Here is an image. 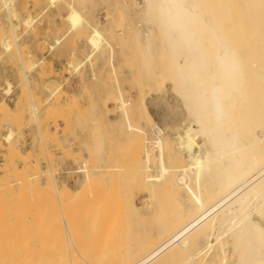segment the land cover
Masks as SVG:
<instances>
[{"label": "rangeland", "instance_id": "rangeland-1", "mask_svg": "<svg viewBox=\"0 0 264 264\" xmlns=\"http://www.w3.org/2000/svg\"><path fill=\"white\" fill-rule=\"evenodd\" d=\"M198 3L204 17L243 50L252 45L253 31H264V7L250 0ZM72 9L82 17L77 28L68 21ZM94 28L104 40L98 51L88 42ZM166 43L143 0H0V264H60L56 258L61 254L68 255L59 260L62 264L70 263L71 254L74 264L131 263L161 243L175 223L196 213L181 188L160 189L150 198L136 177L140 138L125 130L118 103H128L133 123L148 141L159 137L177 145L175 132L190 116L175 89ZM204 47L208 50L209 43ZM159 74L166 79L163 88L156 86ZM253 84H247V92ZM143 101L156 122L146 117ZM166 164L183 167L186 160ZM151 174H159L156 166ZM91 196L99 204L89 201ZM208 231L209 226L190 238L193 254ZM231 249L228 244L227 258ZM176 255L188 257L181 249ZM222 256L216 244L188 264H218ZM155 264L177 261L165 255Z\"/></svg>", "mask_w": 264, "mask_h": 264}, {"label": "bare ground", "instance_id": "bare-ground-1", "mask_svg": "<svg viewBox=\"0 0 264 264\" xmlns=\"http://www.w3.org/2000/svg\"><path fill=\"white\" fill-rule=\"evenodd\" d=\"M143 2L147 14L153 15L157 20L161 34L167 42L166 56L170 60L173 81L177 87L175 89L179 91L178 94L187 106L190 122L188 121L187 125L181 122L184 127L178 130L182 129V132L172 130V134L177 133L178 143L175 147L165 144L159 137L155 142H150L144 137L147 136L146 133L133 123L134 115L129 114L128 103L125 100L118 102L119 108L121 107L123 111L125 130L138 135L137 139L140 138L135 144L137 147L139 145L140 149L138 147V152H134V154L140 152V157H137L138 167L135 166L136 177L139 178L150 198L160 189L175 188L176 191L177 188H181L196 213L188 215L182 223H175L170 234L141 258L131 263L119 264H155L165 255L170 257L171 262L188 264L189 261H195L196 256L198 260L199 256L207 255L216 244L220 246L223 254L218 264H264V62L257 60L264 58V31L259 32L260 34L257 31L255 34L253 31V41L250 40L252 45H248L249 49L246 46L248 49L246 51L241 48L242 44L241 47L232 45L228 36L226 37L219 30V25L216 26L208 17H204L198 0H143ZM250 2L260 8L264 7V0H250ZM256 11L258 13V10ZM68 19L74 28L82 22L81 15L74 9L69 13ZM204 40L209 43L208 50L204 47L207 43ZM88 42L93 51L100 49L104 40L97 28L93 29ZM247 55H250V59ZM246 56L250 60L249 63L244 62L247 60ZM158 76L157 88L165 87L166 79L162 74ZM247 82L254 83L256 93L251 85L252 89L247 92ZM166 89L168 91V88ZM252 90H254L252 97L255 96L250 99L251 94L248 96V93ZM2 91L6 93L5 90ZM142 107L146 117L154 121L145 101L142 102ZM156 133L162 134V129L157 128ZM12 136L11 133L4 140L9 143ZM152 147L157 148L156 153L153 152ZM125 152L129 154L128 150ZM178 157L186 160V166L172 167L166 164V161ZM131 161L132 159L129 162ZM153 166L158 168V175L151 174ZM126 167L129 168V164ZM85 177L89 179L88 172ZM88 200L95 202L94 197ZM98 200L97 198L95 203L99 204ZM126 206L129 204L127 203ZM171 207L168 209L172 211L174 207ZM93 213L96 214L95 211ZM177 214L175 212V215ZM95 216L97 217L98 214ZM208 226L210 231L203 232L204 244L197 249L195 247L193 254L190 250L193 246L190 238ZM217 226L223 230L216 232ZM228 244L232 246L231 258L226 256ZM177 249L186 252L188 257L180 260L176 255ZM52 255L53 253L51 257ZM67 256L61 254L63 259H68ZM69 257V264H74V254ZM61 258H56L57 263L62 264V261H59ZM202 258L204 260V257ZM117 261L112 264H118ZM103 262L105 263L104 260ZM196 262L192 264H197Z\"/></svg>", "mask_w": 264, "mask_h": 264}, {"label": "built area", "instance_id": "built-area-1", "mask_svg": "<svg viewBox=\"0 0 264 264\" xmlns=\"http://www.w3.org/2000/svg\"><path fill=\"white\" fill-rule=\"evenodd\" d=\"M3 94H5L3 91H2Z\"/></svg>", "mask_w": 264, "mask_h": 264}, {"label": "crops", "instance_id": "crops-1", "mask_svg": "<svg viewBox=\"0 0 264 264\" xmlns=\"http://www.w3.org/2000/svg\"><path fill=\"white\" fill-rule=\"evenodd\" d=\"M57 65V64H56Z\"/></svg>", "mask_w": 264, "mask_h": 264}]
</instances>
